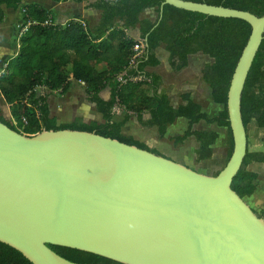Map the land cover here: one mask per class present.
<instances>
[{
    "label": "water",
    "instance_id": "water-1",
    "mask_svg": "<svg viewBox=\"0 0 264 264\" xmlns=\"http://www.w3.org/2000/svg\"><path fill=\"white\" fill-rule=\"evenodd\" d=\"M164 4L252 27L228 91L229 159L217 175L206 174L94 131L29 135L0 120V241L33 264H81L49 244L124 264H264V218L231 186L248 151L241 98L264 14L192 0Z\"/></svg>",
    "mask_w": 264,
    "mask_h": 264
},
{
    "label": "trees",
    "instance_id": "trees-1",
    "mask_svg": "<svg viewBox=\"0 0 264 264\" xmlns=\"http://www.w3.org/2000/svg\"><path fill=\"white\" fill-rule=\"evenodd\" d=\"M192 1L243 9L258 16L264 14V0ZM3 5L8 10H21L20 28H26L19 35L17 53L0 70V97L8 104L11 115L6 119L0 114V120L9 127L29 135L44 129L94 131L162 154L134 136L122 133V125L133 114L142 125L157 126L162 138L168 126L183 116L189 119V126L173 138L175 144H183L194 136L199 143L195 149L196 160L209 159L219 132L195 129L194 125L201 120L217 123L228 128L229 159L233 136L227 110L228 91L251 34L252 27L247 21L163 5V0H97L93 6L100 10V17L98 23L90 27L86 21L75 18L64 23L55 21L52 11L38 2L0 0V23L6 16ZM147 9H154L155 20L151 15H142ZM135 28L139 29V38L128 33ZM140 40L147 42L144 54L129 67L134 44ZM162 46L170 54L169 62L174 71L185 68L192 54L203 53L213 59L202 68L201 77L211 87L214 102L224 104L217 115L209 116L202 110V102L191 98L189 93L183 94L185 103L177 107L171 103L166 89L162 88V76L149 70L160 64L156 49ZM120 75L123 81L119 80ZM75 85L82 87L87 100L102 113L103 121L86 122L76 117L69 123H57L48 97L52 92H68ZM105 90H110L109 99L102 97ZM118 106L128 111L125 119L119 122L114 120ZM241 111L245 126L255 119L264 128V35L244 85ZM146 112L150 117L144 119ZM251 161H264V151H247L232 181V188L242 197L251 195L257 187L259 174L247 168ZM258 214L264 217V210L263 214ZM49 246L63 257L81 264H124L78 248ZM0 264L33 263L0 241Z\"/></svg>",
    "mask_w": 264,
    "mask_h": 264
},
{
    "label": "crops",
    "instance_id": "crops-1",
    "mask_svg": "<svg viewBox=\"0 0 264 264\" xmlns=\"http://www.w3.org/2000/svg\"><path fill=\"white\" fill-rule=\"evenodd\" d=\"M96 1L97 0H59V1L24 0V2H38L43 6H45L46 8H48L49 10H51L55 21L64 23L70 19L75 18L78 20L86 21L90 27L97 24L100 17V10L96 9L93 6V4ZM2 7L5 10L6 16L4 21L0 23V70L4 67L5 62L10 57L14 56L18 51L19 29H20V24L22 22L21 10H10L12 11V13L10 14V11L6 8L5 5H3ZM156 17L157 14L155 16L154 15L152 16L154 20L156 19ZM130 31L131 29L128 30V33ZM156 55L160 60V64L154 67H150L149 70L154 71L162 76L163 78L162 88L166 89V92L169 95L171 103L175 107L186 102V100L183 98V94L185 93H189L191 95V98L202 102L204 98L201 94L203 93L206 94L208 91L210 93L211 99H213L211 87L208 86L207 83L204 82L201 78L202 75L201 70L208 62L204 61L202 64L195 63L196 60L202 61V59H199L201 57L199 56V53L192 54L189 56L188 65L181 70V71H186L185 76H181L180 73L181 71L175 72L172 69L169 62L170 54L163 46L158 47L156 49ZM191 67L196 69V76H191L188 74L189 71L192 69ZM197 69H198V74H197ZM173 74L176 75L177 79L180 82L174 81L175 76L171 81L167 82L168 76H171ZM110 95H111L110 90H105L102 93V97L104 99H109ZM175 95L176 97H178L177 101H175L174 99ZM49 104L52 113L55 112L56 116L55 115L54 116L57 117L56 119L58 124L67 121L66 119L67 116H62L61 114L62 112H58V111L56 112L55 109L51 106L50 99H49ZM92 104L94 106V103ZM216 104L221 105L220 103H216ZM202 110L206 112L204 110V107L202 108ZM84 112L85 111L83 110L76 112L73 116V120L76 117H82L83 120H85L84 118L88 116V118H90L91 120L103 121L102 113L98 112L97 110L93 114L92 113L90 114L89 111L86 113ZM127 112H128L127 110L118 106L116 109V113L114 115V120L117 122L124 120L127 115ZM9 113H10V108H9ZM143 116L144 119H147L150 117V113L146 112L144 113ZM208 124L209 123H207L205 120H201L199 123L194 125V128L216 130L219 132V130L216 129L215 126H209ZM188 126H189V119L180 116L176 118V120L168 126L164 137L160 138L158 135L157 126H151V127L144 126L140 123L138 117L132 114L122 125L121 131L124 134L134 136L140 141L145 142L150 147H155L163 155L168 156L200 172V169L196 168L195 164L199 163L201 166L202 164H204V161L207 159L196 161V157L194 153L199 143L194 136H191L184 142V145H186L187 142H189L190 146H192L193 148L189 154L186 153V147L184 145L177 149L172 145L173 137L182 134L188 128ZM246 129L248 136L247 137L248 152L264 151V128L260 127L255 119H251L250 122L247 124ZM221 137L222 136H220V132H219V138ZM215 145L216 143L213 145V147ZM247 168L248 170L257 172L259 174V177L257 179V187L253 192V194L248 197L249 201L247 202L253 209L254 206L264 209V161H251L248 164Z\"/></svg>",
    "mask_w": 264,
    "mask_h": 264
},
{
    "label": "rangeland",
    "instance_id": "rangeland-1",
    "mask_svg": "<svg viewBox=\"0 0 264 264\" xmlns=\"http://www.w3.org/2000/svg\"><path fill=\"white\" fill-rule=\"evenodd\" d=\"M11 13H12V11H10V14ZM142 15H152V16L154 15L155 16L156 12L154 11V9H147ZM129 35L134 36L135 38H139L140 32H139L138 28H135V30L131 29V31L129 32ZM195 56H198V55H195ZM199 56H201L199 59H202V61L196 60L195 63H201L202 64L204 61L209 62V61L213 60L207 54L199 53ZM175 72H178V71H175ZM182 72H184V73H182ZM180 73H181V76H185L186 71H181ZM188 74L191 76H196V69L192 68ZM197 74H198V69H197ZM174 76H175V78H174ZM173 78H174L175 82H180L177 79L175 74L168 76L167 82L171 81ZM201 95L203 96V98L205 100V101L204 100L202 101L204 110L208 113L209 116L217 115L220 112V110H222L224 108V104L218 105L213 101V99H211L210 93L208 91L206 94L203 93ZM49 99H50L51 106L55 109L56 112L57 111L62 112L61 113L62 116H67L66 117L67 121H65L64 123H69L70 121H73V116L78 111L83 110V111H85L84 113L89 111L90 114L91 113L93 114L96 111L93 104L87 100V96H86L85 92L83 91V89H81L80 85H75L71 90H69L68 92H65V93H62L59 91L52 92V94L49 96ZM174 99H175V101H177L178 97H176V95H175ZM0 108H1L0 114L6 119H10L11 115L9 113V106L7 105V103L5 102V100L2 97L0 98ZM52 115H55V112H53ZM84 119H85L84 121H86V122L91 121V119L88 118V116H86ZM208 125L209 126H215L216 129L219 130L220 136H222V137L219 138L218 141L216 142V145L214 146V152H213L212 157L205 160L204 164H202L201 166L199 163H196L195 166H196V168L200 169V172H203L206 174H213L216 170L222 169L227 162L228 128L224 127V126H219L217 123H211V124L209 123ZM172 145L177 149V148L182 147L184 145V143L177 145V144H175V142L173 140ZM184 146L186 147V153H188V154L193 149L192 146H190L189 142H187V144ZM194 155H195V153H194ZM195 157H196V155H195ZM249 196L250 195L245 196L246 201H249V199H248ZM254 210L257 213L263 214L264 209H261V208H258L257 206L256 207L254 206Z\"/></svg>",
    "mask_w": 264,
    "mask_h": 264
},
{
    "label": "built area",
    "instance_id": "built-area-1",
    "mask_svg": "<svg viewBox=\"0 0 264 264\" xmlns=\"http://www.w3.org/2000/svg\"><path fill=\"white\" fill-rule=\"evenodd\" d=\"M26 28H20V33L19 35L22 34V32L25 30ZM145 47H146V44L144 41L140 40L138 42H136L134 44V47H133V50H134V53L132 55V58L130 60V64H129V67H132L134 66V64L136 63V60L141 58L142 55L144 54V51H145ZM136 78H139V77H135L134 79ZM119 80L123 81V78H122V75L119 76ZM80 83H84V81H80Z\"/></svg>",
    "mask_w": 264,
    "mask_h": 264
}]
</instances>
